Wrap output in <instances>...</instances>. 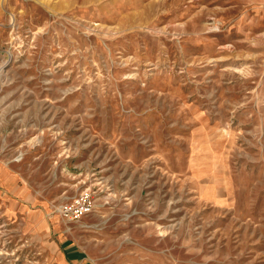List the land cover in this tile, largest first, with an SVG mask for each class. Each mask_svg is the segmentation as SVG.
Returning a JSON list of instances; mask_svg holds the SVG:
<instances>
[{
    "label": "rangeland",
    "instance_id": "1",
    "mask_svg": "<svg viewBox=\"0 0 264 264\" xmlns=\"http://www.w3.org/2000/svg\"><path fill=\"white\" fill-rule=\"evenodd\" d=\"M0 264H264V0H0Z\"/></svg>",
    "mask_w": 264,
    "mask_h": 264
},
{
    "label": "crops",
    "instance_id": "2",
    "mask_svg": "<svg viewBox=\"0 0 264 264\" xmlns=\"http://www.w3.org/2000/svg\"><path fill=\"white\" fill-rule=\"evenodd\" d=\"M72 252H74V251H72ZM71 254H73V253H71Z\"/></svg>",
    "mask_w": 264,
    "mask_h": 264
}]
</instances>
